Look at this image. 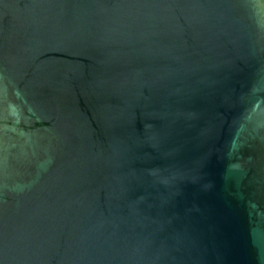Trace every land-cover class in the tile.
<instances>
[{
  "label": "water",
  "instance_id": "1",
  "mask_svg": "<svg viewBox=\"0 0 264 264\" xmlns=\"http://www.w3.org/2000/svg\"><path fill=\"white\" fill-rule=\"evenodd\" d=\"M0 264H264V0H0Z\"/></svg>",
  "mask_w": 264,
  "mask_h": 264
}]
</instances>
